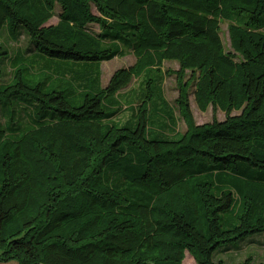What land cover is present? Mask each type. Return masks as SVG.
<instances>
[{"label":"trees","instance_id":"trees-1","mask_svg":"<svg viewBox=\"0 0 264 264\" xmlns=\"http://www.w3.org/2000/svg\"><path fill=\"white\" fill-rule=\"evenodd\" d=\"M4 36L32 55L12 58ZM129 54L103 87L101 65ZM30 60L54 67L52 91L27 85ZM2 61L0 105L23 97L33 116L21 137L0 125V262L224 264L222 246L264 235V0H0ZM171 62L187 130L149 137L150 85ZM140 78L149 93L117 127L106 102ZM192 87L224 121L196 124Z\"/></svg>","mask_w":264,"mask_h":264},{"label":"rangeland","instance_id":"rangeland-1","mask_svg":"<svg viewBox=\"0 0 264 264\" xmlns=\"http://www.w3.org/2000/svg\"><path fill=\"white\" fill-rule=\"evenodd\" d=\"M57 18H54L49 24H56ZM92 30L96 33L99 32L97 26H93ZM222 39L227 49L230 47V40L228 34V25L222 24ZM1 43L9 50L11 57L15 55H21L26 52V57L31 56L32 53L27 52L28 40L20 37L17 42H12L6 36L1 39ZM3 62L0 64V71L3 75L2 84L11 79L10 67L12 64L6 62L3 66ZM136 59L133 55L129 54L123 58H115L112 61L104 62L101 65V84L105 87L110 81L112 75L120 69H128L135 65ZM24 68V80L27 85L35 87L36 85H42L43 91L53 90L54 84L58 85L57 76L54 75V67L49 71L45 70V64L40 62H34L32 60L26 62ZM165 72H174L172 75H167L164 82H156V84L150 85L152 88V101L148 102L149 109V123H148V136H171L174 132L184 134L187 130L184 118L180 115L176 100L179 97V88L177 83V77L175 72L179 70V65L175 62L164 64ZM61 75L62 72H59ZM96 79L95 74L92 76L91 81L94 84ZM55 82V83H54ZM75 92L71 99L73 103H80L81 96L79 93L82 88L77 87V83L73 88ZM194 88L190 90V106L193 113L195 122L197 125H205L212 123L214 119L222 122L226 116L220 111H214L209 108L207 112H201L198 108L194 96ZM149 93L147 86L143 83V79L140 78L138 82L133 83L127 90L123 91V95L120 97L109 98L107 105L120 108V112L113 121L115 126L121 127L124 121L131 119L133 114L131 108L139 106L144 100V95ZM27 99L21 97L7 105H0V125L7 129L16 130L10 132L14 138L21 137L27 128H29L33 116V112L29 107V103L25 102ZM164 100L168 101V106L164 103ZM25 102V104H24ZM113 109H108V112H114ZM253 259L255 263L264 262V235H254L248 237L240 242L228 244L222 246L215 255V260L223 261L224 264H241L248 259ZM0 264H18L17 261L0 262ZM183 264H197L191 255L186 254Z\"/></svg>","mask_w":264,"mask_h":264}]
</instances>
